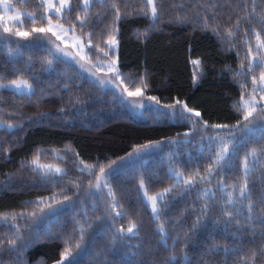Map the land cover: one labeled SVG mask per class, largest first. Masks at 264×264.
I'll return each mask as SVG.
<instances>
[{"label":"trees","instance_id":"16d2710c","mask_svg":"<svg viewBox=\"0 0 264 264\" xmlns=\"http://www.w3.org/2000/svg\"><path fill=\"white\" fill-rule=\"evenodd\" d=\"M21 2L23 0H15L13 3L19 8ZM36 2L37 0H27V5L21 10L34 11ZM124 2L125 0H121V4ZM127 2L138 6L140 0H127ZM164 2L169 10L165 12L164 22L159 25L161 30L153 31L147 40L138 38L136 33L138 30L143 31L147 28L150 23L148 18L131 16L120 21L119 58L122 72L137 83L146 72L149 86L145 90V97L156 96L161 106L172 104L179 99L186 102L189 107L200 111L203 120L209 124L235 123L239 114L233 105L239 101L241 94L239 85L245 83V80L243 77H234V73L240 69L242 61L245 66L247 65L248 45L244 43V28L252 27L242 25L237 35L232 38L227 37L225 29L235 24L237 11L234 10V6L237 0H211L218 5L216 11L220 31L225 33L224 39L214 35L211 29L202 31L197 27L194 30L192 23L169 22V18L177 14L187 13L192 20L202 19L205 12L211 16L210 8H205L198 14L197 7L208 4L209 0H164ZM259 2L260 0H257V3ZM247 3L250 10L252 0H247ZM173 4L177 5L174 10L170 7ZM181 4H183L182 8L179 7ZM92 11L94 14L100 12L102 16L104 15V10L99 6L94 7ZM75 15L74 11L70 19L63 21L66 26L75 23ZM229 15L232 17L231 20L228 19ZM111 18L109 13L104 23L100 24L95 31L99 33L101 28L111 22ZM25 23L27 27H31V22L26 18ZM257 30H259L258 27ZM87 31L88 29L84 30L85 33ZM77 35H82L79 28H77ZM250 40L254 48L255 36L252 35ZM95 52L96 50L93 49L90 53L92 62L103 61L102 57H97ZM29 55H32L35 68L39 70L41 67L39 60L47 53L42 47H33L25 51L23 59L26 60ZM196 60L201 62L199 66L193 64ZM10 61L11 57L0 44V71L9 78H13L10 75ZM64 71V65H57V72ZM259 72L260 69L257 68L255 72L257 78ZM194 74L198 77L195 83L193 82ZM41 80L45 86L49 80L56 84V73H53L52 77L43 74ZM65 82L67 81L60 77L57 87H62ZM246 84L247 91L250 92L251 74L248 75ZM71 92L73 95L79 93L82 97H88V103L78 106L79 110L69 111L71 106L67 104L68 93L63 92L61 93L63 103L59 97L54 96L39 107L25 102L21 108L20 97H14L7 90L3 92L4 99L0 107L4 109L5 118L20 121L23 127L13 129L11 132L0 130V213L24 212L27 215L33 210L34 202L38 198H47L55 194L62 199L60 195L62 191L72 196L77 205L74 209L61 210L51 223L45 220L40 224L42 237L45 228L50 229L51 235L28 248L23 259L27 261V264H54L65 247L64 239L75 227L73 217L83 220L85 211L93 221L86 239L94 240L95 246L89 245L87 252L78 258L79 264H150L154 257L162 259L167 253L158 243L159 237L155 233V224L150 220L151 210L149 207L142 208L141 202L137 199L138 195L142 197V193H138L139 179L143 174L150 195L168 187L169 180L166 175L169 167L168 156L173 151L177 152L174 159L175 166L183 171L185 176L197 168L203 173L209 159L198 151L201 143L199 129L188 137L192 141L191 144L177 148L176 145H170L168 141L182 139L185 132H191L192 126L188 121L134 117L123 108L120 100H113V92H102L74 75ZM61 107L66 109L64 113L60 112ZM16 111L22 112V115H8ZM41 113H48V116L41 119ZM156 141L162 142V150L148 154L140 160L133 162L128 160V153L132 152L135 146ZM37 152H41L42 163L55 164L64 168L68 173L67 176L47 184L41 182L27 166ZM240 155H243V151ZM81 160L88 165H96V174H99V165L111 164V170L106 168V171H110L107 181L116 193L118 201L130 216H135L137 212L142 213L144 226L140 236L127 240L124 245L118 244L114 248L108 246L110 240L108 229L112 221L104 219L94 222L97 216L103 215L104 201L99 199L98 194V210L92 211L93 200L86 195L89 177L86 173L77 170L78 167L83 166L80 164ZM113 161L116 163L112 164ZM235 163L234 168L225 170L223 174L225 182H231L239 175V161ZM78 178H82V187L79 196H73L74 182ZM219 178L218 173L216 179ZM91 179L95 183V176ZM253 179L255 181L253 195L256 196L259 195V173ZM5 182L9 184L8 187H5ZM215 182L214 180L213 184ZM200 187L202 186H197V188ZM197 188L191 189L185 195H179L178 189L168 197L170 203L162 218L169 221L170 235H175L176 231L183 232L184 229L192 226L196 212L202 203L197 199ZM106 191H104L105 197ZM218 197L219 192H217ZM81 201L85 202L83 209L80 206ZM219 215V209L213 206L209 218L193 235L188 249L193 264H204L205 260L222 261V252L203 258L200 254L214 243L232 245L233 237L230 231H234L236 225L233 224L229 231H225L223 221L220 224L214 223ZM178 218L179 224H177ZM16 223L25 227L29 221L27 218L19 219ZM121 225L127 227V218L116 222V228ZM10 231L8 224L0 223V236ZM244 240L245 243L241 246L240 252L230 255L229 261L240 264L243 257L250 256L252 247L250 238L246 236ZM180 247L181 244H177V250ZM97 252L100 253L99 256L96 255ZM14 255L5 252L3 258L9 261ZM257 264H264V257L258 258Z\"/></svg>","mask_w":264,"mask_h":264},{"label":"snow or ice","instance_id":"6c2138e0","mask_svg":"<svg viewBox=\"0 0 264 264\" xmlns=\"http://www.w3.org/2000/svg\"><path fill=\"white\" fill-rule=\"evenodd\" d=\"M26 5L27 0H23L19 4V8L22 9ZM97 6L104 10L103 16L100 12L93 13V8ZM170 7L174 10L177 5L173 4ZM179 7L182 8L183 4ZM197 7L198 14L199 11L210 8L211 16L205 12L202 19L192 20L187 13L177 14L175 17H170L169 22L192 23L194 30L197 27L202 31L211 29L214 35L224 39L225 33L220 31L216 11L218 5L209 0L208 4ZM168 10L164 0H140L138 6L131 5L127 0L123 4H121V0H37L34 11L23 12L14 5L13 0H0V44L6 49L7 55L11 57L10 75L13 77L9 78L8 75L0 71V103L4 99V90L11 92L14 97H20L21 108L25 102L39 107L54 96L59 97L63 103L64 99L61 93L67 92V104L71 106L69 111L79 110L78 106L88 103V97H82L79 93L73 95L71 92L74 75L102 92H109L114 86L116 88V92L112 93L114 101H126L134 107L140 108L145 107L142 102L144 99L159 104L160 101L156 96L145 97V90L149 86L146 72L137 83L121 70L119 23L131 16L148 18L150 23L147 28L143 31L138 30L136 33L138 38L147 40L153 31L161 30L159 25L164 22L165 12ZM234 10L237 11L235 24L225 29L228 38L237 35L242 25L252 26L244 28V43L248 45L247 65L245 66L242 61L240 69L234 73V77H243L245 80V83L239 85L241 88L239 101L233 105L239 118L233 124H209L203 120L200 111L189 107L184 101L176 99L172 104L163 105L164 108L171 110L170 116L173 120L188 121L192 126L191 132H185L182 139L169 140L168 143L176 145L177 148L191 144L192 141L188 137L199 129L201 143L198 151L209 159V163L203 173L197 168L185 176L184 172L175 166L174 159L177 152H170L169 167L166 173L169 185L162 191L151 195L146 178L141 174L138 193L142 192L143 195L142 197L138 195L137 199L141 202L142 208H151L150 220L155 224V233L159 237L158 243L167 253L162 259L154 257L150 264H193L188 252L192 237L209 218L213 206L220 212V215L214 220L215 224H220L223 221L225 231H229L233 224L236 225V228L234 231H230V235L233 237L231 246L226 243L223 245L214 243L200 254L203 258L222 252V261L205 260L204 264H236V261H229V256L240 252L246 236L250 238L249 242L252 247L250 256L243 257L240 264H257L258 258L264 257V0H260L259 3L257 0H252L250 10L247 0H237ZM74 11L76 12L75 23L66 26L63 21L70 19ZM109 13L112 17L111 22L97 33L95 29L104 23ZM25 18L31 22V27H27ZM228 19H232L231 15ZM77 28L80 29L82 35H77ZM85 29H88L86 33ZM252 35L255 36L254 48L250 40ZM47 45H51V47ZM33 47H42L47 53L39 60L41 65L39 70L35 68L32 55H29L26 60L23 59L25 51ZM93 49L96 50L97 57H102V63L92 62L90 53ZM60 64L65 67L63 73L57 72V65ZM193 64L199 66L201 62L196 60L193 61ZM257 68L260 69L258 78L255 74ZM101 72L103 75L98 74ZM53 73H56L57 76L56 84L49 80L45 86L41 76L46 74L48 77H52ZM70 73L72 74L70 75ZM84 73H88V76L85 77ZM249 74H251L252 83L250 92L247 91L246 84ZM60 77H63L67 82L58 88ZM197 78V75L194 74V83ZM137 98L140 100L139 103H137ZM65 111L66 109L61 107L60 112L64 113ZM8 115L19 116L22 115V112L16 111ZM47 116L48 113L40 114L41 119ZM20 127H23L22 122L6 119L4 109L0 107V130L11 132ZM248 145L253 146L248 148ZM150 150H162V142L137 145L132 152L128 153V158L140 160ZM241 151H243L242 156L240 155ZM236 161H239V175L231 182H225L223 177L225 170L234 168ZM115 163V161L112 162V164ZM80 164L83 166L78 167L77 170L86 173L89 177L86 195L93 200L92 211L98 210V194L99 199L104 201L103 215L97 216L94 222L104 219L112 221V225L108 229L110 235L108 246L114 248L118 244L124 245L127 240L140 236L144 226L142 213L137 212L135 216H130L118 201L116 193L107 181L110 171H106V168L111 170V164L99 165V174L95 172L96 165H88L82 160ZM27 166L45 184L55 182L57 178H63L68 174L64 168L58 165L42 163L41 152H37ZM218 173L220 178L216 179ZM257 173H259V195L254 196L255 181L253 177ZM93 176H95V183L91 179ZM214 180L215 184H213ZM70 183L73 182L70 181ZM198 185L202 187L197 188ZM8 186L9 184L5 182V187ZM74 187L73 196H79L82 178H78L74 182ZM193 188H197V199L202 202L196 212V218L190 228L184 229L183 232L176 231L175 235H170L169 221L162 218L170 203L168 197L178 189L179 195H185ZM105 190H107L106 197L104 196ZM217 192H219L218 198ZM60 195L62 199H59L55 194L47 198H38L34 202L33 210L27 215L24 212L0 213V223L8 224L11 229L9 233L0 236V264H27V261L23 259L27 249L33 244L41 242L42 238L51 235L50 229L45 228L42 237L39 225L45 220L51 223L52 219L56 218L57 214L65 208H76L77 205L72 196L64 194L63 191ZM80 206L83 209L85 202L81 201ZM26 218L29 223L25 227L16 223L17 220ZM125 218H127V227L121 225L116 228V222ZM73 223L75 227L64 239L65 247L54 264H79L78 258L87 252L89 245L95 246L94 240L86 239L93 226V221L87 211L84 212L83 220H77L74 216ZM179 223L180 219L178 218L177 224ZM169 240H171V244H169ZM257 240L259 241L258 247ZM177 244H181L179 250H177ZM5 252L15 255L9 261H5L3 258ZM96 255L99 256L100 253L97 252Z\"/></svg>","mask_w":264,"mask_h":264},{"label":"rangeland","instance_id":"374dc122","mask_svg":"<svg viewBox=\"0 0 264 264\" xmlns=\"http://www.w3.org/2000/svg\"><path fill=\"white\" fill-rule=\"evenodd\" d=\"M15 0H13L14 2ZM19 9V8H18ZM20 11H23V12H26L24 10H21L19 9ZM55 22V21H54ZM71 35V34H69ZM54 39V38H53ZM57 43H59L57 41ZM45 44H47V42L45 41ZM48 47H51V45H47ZM63 47V45H61ZM101 63L103 61H100ZM99 75H103V73H98ZM84 76L87 77L88 76V73H84ZM111 92H116V88L113 86L112 87V90ZM118 94V93H117ZM121 101V100H120ZM140 100L139 98H137V103H139ZM143 104L145 105L144 108H140V107H134L132 104H129L127 103L126 101L124 102H121L123 108L128 111L129 113H131L132 116L134 117H137V118H144V117H153V118H156V119H169V120H173L170 116V111L169 109H166L164 108L163 106L159 105V104H156L152 101H148L147 99H144L143 101ZM177 111H179V109H177ZM166 113H168L169 115H165ZM195 118V117H194ZM178 120V119H177ZM159 150H150L146 155L144 156H147L148 154H151L153 152H157ZM128 160L130 162H133V161H136V159L132 158V159H129ZM142 193V192H141ZM143 195V193H142ZM150 208V207H149ZM151 210V208H150Z\"/></svg>","mask_w":264,"mask_h":264}]
</instances>
